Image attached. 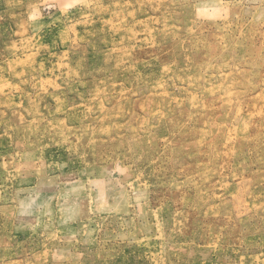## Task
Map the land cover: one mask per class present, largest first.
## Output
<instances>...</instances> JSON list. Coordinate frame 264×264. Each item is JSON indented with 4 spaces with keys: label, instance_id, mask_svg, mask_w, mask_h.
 <instances>
[{
    "label": "rangeland",
    "instance_id": "374dc122",
    "mask_svg": "<svg viewBox=\"0 0 264 264\" xmlns=\"http://www.w3.org/2000/svg\"><path fill=\"white\" fill-rule=\"evenodd\" d=\"M0 264H264V0H0Z\"/></svg>",
    "mask_w": 264,
    "mask_h": 264
}]
</instances>
